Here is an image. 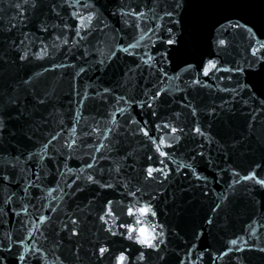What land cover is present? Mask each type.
I'll use <instances>...</instances> for the list:
<instances>
[{"label":"water","instance_id":"obj_1","mask_svg":"<svg viewBox=\"0 0 264 264\" xmlns=\"http://www.w3.org/2000/svg\"><path fill=\"white\" fill-rule=\"evenodd\" d=\"M15 2L16 0H0V53H5V59L8 60V63L0 62V91H11L15 88L17 94L23 97L27 91L35 89L40 94L49 93L51 102L39 106L37 110L29 109L32 114V122L35 125H40L39 130L33 135V140L28 141L19 136L13 138L8 147V152L0 154V170H8L5 164V156L7 155L8 159H12L13 156L20 155L21 151L24 153L20 156V161L15 169V180L19 181V184H0V241L7 244V237L11 236L17 243L23 238L25 245L24 248L20 249L13 247L12 253H4L8 257L7 264H18L13 255L18 250L27 253L28 259L24 264H37L30 250V247L34 245H38L43 251L40 264H52L57 255L64 260L65 264H92L90 259L91 242L99 240L100 243H105L106 239L109 242L119 240V243L112 245V252H119L129 243L122 238L111 237L109 234L99 231L101 225L96 220L97 213L104 202L111 199L113 200L112 208L119 214L120 220H129L130 218L124 214V206L131 202V198L124 194L125 189L120 187L117 181L124 180L127 182L131 180L130 187L134 188L137 179H142L143 167L146 164H152L155 167L158 159L163 158H158V154L149 151L151 146H145L148 144L147 138L143 136L134 137L127 132L125 127L119 128L116 133H109L108 135L114 137L113 139H104L103 134L112 127L109 113L115 112L120 107L128 108L125 115L117 114L116 119L121 125L130 115L138 121L149 120L152 122L149 125L150 135L160 136L167 131L156 132L153 126L155 123L162 122V118L169 119L188 131L196 118L191 116L190 109L182 106L188 103L183 99L184 95H187L198 109L200 123L204 126L211 124L208 130L216 135L221 142L230 140L232 137L240 139L241 133H243L244 136L248 137L245 144H250L251 148H256L257 138L264 137V113L257 116L251 134L247 128L248 113L253 108H258L264 98L249 99L241 93L233 99L230 93L217 90L218 87L234 86L235 76L231 81L225 80L221 83L218 77H226L229 74L218 73L217 77L213 79L200 75L201 81H208L209 84L214 85L212 88L196 87L180 92L176 91L175 87L176 85L186 87L183 81L197 76L201 55L205 61L216 55L215 40L221 35L213 27L217 21L226 23L225 17L233 19L243 17L241 23L248 20L258 24L261 17L264 16V0H228V2L215 5H197L193 9L194 14L200 18V22L196 26L194 38L185 35L186 51L189 53L185 58L196 66L190 72L181 74L179 68L174 69L169 64L162 65L170 76L180 74L182 79L157 84V88L171 89L172 94L161 96V100L167 101V103L156 102L157 115L155 117L148 115L151 109L147 107L141 110L135 103L125 105L121 101L116 104L115 100L120 95L125 96L129 101L146 99L143 95L146 90H156V88H152V85L156 83V76L147 70H144L143 74L136 71L125 76L124 73L128 71V68H134L132 63L134 58L127 57L122 52L118 53V58L106 63L103 68H100L97 63L104 59L118 43L127 45L132 40L133 30L124 28L121 18L112 15L117 10L120 0H94L95 10L99 12L104 21L98 27L104 28V24H107L108 27L104 28L103 32H92L87 42H81V47H73L71 40L74 33L69 29L67 32L69 44L59 51L51 50L50 55L54 56V59L32 60L23 65L12 63L10 57L14 54L7 50V45L4 42L22 38V32H31L37 37H43L46 42L51 44L49 33H41L38 24L41 21H47L50 24H62L63 21L50 12V6L53 3L59 4L61 0H41V4L36 10H29L26 13L27 18L23 25L18 24L17 28L11 32L3 31L9 26L11 18L16 16V10L10 6ZM128 2L140 3V0H128ZM57 10L61 12L63 20L69 24L75 23L70 19L68 15L70 10L67 7ZM81 11L87 14L85 10L81 9ZM145 27L147 26L145 25ZM49 31L53 32L51 28ZM54 31L56 34L61 32L59 28ZM224 35L228 42V48L220 50L221 62L235 61L246 68L244 58L247 56L246 49L251 42L247 38V34L243 31L237 33L229 30ZM257 38L264 40V36L259 33H257ZM38 44L39 40L36 41V45ZM36 45L32 46L34 51ZM85 47L88 49L86 57L83 55ZM151 51L154 52L155 49ZM139 54L138 52L137 55ZM60 63L66 67L53 70L54 65ZM80 66H83L86 71L80 76H75ZM182 67L183 65H181ZM46 68L49 71H45ZM254 70L259 71V65ZM209 75L212 76V73L210 72ZM29 76L32 78L30 85L25 86L20 83L22 78L27 79ZM239 79L241 82H246L244 76H240ZM104 87L112 89L111 94L106 97L107 102H105V98L94 96L96 91L102 92ZM85 90H87L90 98L81 106L79 100ZM77 92L80 95H77ZM241 97L243 100H247V105H244ZM224 99L231 101L230 105L227 106L231 108V112L217 109L219 116L206 114L208 109L223 103ZM77 112L82 114L79 123H76L74 119ZM177 112L180 113L178 119L173 115ZM13 125L14 130L20 127L19 122L14 121ZM72 126L76 127L75 134L71 131ZM93 127H98L99 133L85 136L84 134L90 133ZM130 127L135 128L136 126L131 125ZM50 133H60L58 139L47 151V155L51 156L52 159H44L42 162L38 159L26 160L27 153L37 151L40 147L37 142H43L45 138H50ZM17 140H20V144H17ZM73 140L76 142L75 146L71 149L67 148L66 144ZM195 142L192 139L188 140L190 144ZM184 143L185 141L182 139L181 145ZM103 144L110 145L111 150L101 147ZM98 147H100V151L96 152L95 149ZM163 150L166 152L183 151L179 145ZM229 152L230 156L218 157L215 146H213L210 154L215 158L218 167L205 168L201 166L204 174L209 176V195L207 197L203 196L199 189L181 192V188H189L190 185L186 180H181L176 176L170 177L173 183L167 186L164 195L171 202L163 203L164 197L161 196H158L157 200L154 201L158 209L157 219L159 222H163L168 230V251L164 253V260L157 259V254H151V259L147 264H176V253L182 257L190 244L198 245L197 254L210 246L209 251L205 253L204 260L199 261L198 264H264V253L254 249L243 253H231L223 259L217 258L215 261L210 259V255L219 257L220 253L226 249L227 241L236 237H244L248 239L250 244L264 246V227H261V224H264V195H261L258 186L252 181L242 182L236 186L233 192L227 188L229 176L226 173H219L220 168L229 170L235 168L244 174L249 171L254 162L261 161L262 152L259 149L255 151L244 150L243 145H240L236 150L229 149ZM129 153L131 155H128ZM148 155H153L152 161L147 160ZM88 163H92L94 167L88 169L86 167ZM116 167L121 168L119 174L115 171H109V169ZM100 168L105 170L102 175L99 173ZM81 169L84 171L81 172ZM256 172L258 177L264 178V163ZM89 174L94 175L101 182L113 183L114 187L101 189L97 185L88 184L85 177ZM37 175H39V179H37ZM214 176L217 178L213 179ZM27 184L35 186L29 187L27 194H25L23 189ZM69 184L72 186L68 187ZM78 186L83 191H76ZM140 186L147 192H152L153 189L160 187L151 181ZM248 189L253 191L249 192ZM13 193L16 194L13 196V202L6 205L4 201ZM171 193L176 195V201H172ZM224 195L228 196V200L224 202L222 209L216 213L211 212V207L219 202L218 197ZM143 199L147 200L148 197L145 196ZM177 202L182 205L179 214L171 210L173 203ZM22 206L27 208L28 215L15 216L13 210L21 212ZM42 215L47 218V222L43 225L39 223L38 219ZM69 216L78 218L81 222V235L72 240L67 238V232H60L61 222H66ZM207 217L213 218L211 225L206 223ZM21 219L26 223L35 221L43 235L36 232L35 239L29 240L27 238L28 230L21 231V224L19 223ZM253 219L258 221L253 225L257 229L255 238L249 236L247 231V226ZM149 222H151L150 218ZM31 230L35 232L34 228ZM117 230L123 231L119 228ZM57 232H59V236L56 235ZM199 232H203L204 235L197 240L194 233ZM57 240H60L58 247L56 245ZM77 244L82 245L79 261L75 259L74 255ZM135 251V247L129 249L128 255L131 256ZM235 257H240L241 260L237 261ZM104 264H108V261L105 260Z\"/></svg>","mask_w":264,"mask_h":264},{"label":"snow or ice","instance_id":"obj_2","mask_svg":"<svg viewBox=\"0 0 264 264\" xmlns=\"http://www.w3.org/2000/svg\"><path fill=\"white\" fill-rule=\"evenodd\" d=\"M225 2H228V0H140V3H129L128 0H120L117 10L114 11L112 15L121 18V23L124 28L133 30L132 40L128 42L127 45L118 43L114 49L109 51L104 59L99 60L97 63L100 68H103L106 63H110L113 59L118 58V53L122 52L125 56L134 58L132 61L134 68H128V71L124 73L125 76H128L129 73H135L136 71H140L141 74H143V71L147 70L152 75L156 76L157 80L156 83L152 85V88H156L155 91L148 89L143 93L146 99L129 101L125 96L120 95L116 97V104H119L121 101H123L125 105L135 103L141 110L145 107L151 109L148 115L155 117L157 115L155 110L156 102L160 101L161 104L167 103V101L161 100V96L164 94H172L171 89L162 87L157 88V84H163L165 81H180L182 79L180 74L170 76L162 65L169 64L172 65L174 69L179 68L181 74L190 72L193 67L196 66L185 58L189 55L186 51L185 35L194 38L196 26L200 22V18L194 14L193 9L197 5L208 6ZM40 4L41 0H16L14 4L10 5L16 10V16L11 18L9 26L3 29V31L11 32L13 29L17 28L18 24L23 25L27 18L26 13L29 10H36ZM64 7L70 10L68 15L70 19L75 21L74 24H69L66 20H63L61 12L57 10L58 8L63 9ZM81 9L85 10L87 14L82 12ZM50 12L63 21L62 24H50L47 21L39 22V31L41 33H49V37L52 41L51 44L46 42L43 37L35 36L34 33L22 32V38L12 40L11 42H4L7 45V50L14 54L10 57L12 63L23 65L25 62L30 63L32 60L42 61L46 58L54 59V56L50 55L51 50L54 49L59 51L62 47L69 44V38L67 36L69 29L74 33L71 44L73 47H81V42H87L92 32H103L104 28L108 27L107 24H104V28L98 27V25L103 24L104 21L99 12L95 10L94 0H61L59 4L53 3L50 6ZM224 19L226 23L217 21L216 24L213 25L215 31L221 34L215 40L216 55L210 57L206 61L203 55H201L198 62L197 76L189 80H184L183 83L186 87L176 85V91L185 92L189 88L195 89L196 87L212 88L214 85L209 84L208 81H201L199 76L202 75L203 77L213 79L217 77L218 73H227L229 75L226 77L219 76V81L221 83L225 80L231 81L235 76V85L218 87L217 90L219 92L230 93L233 99L241 93L249 99H255L256 97L264 98V40L257 38V33L264 36V16L261 17L258 24L248 20H244V22L241 23L243 17H238L236 19L225 17ZM249 24H251V26H249ZM145 25L147 27H145ZM50 28L53 32L49 31ZM57 28L61 30L60 34L55 33L54 30ZM121 30L123 31L124 29ZM229 30L237 33L243 31L251 41L246 49L247 56L244 58V64L247 65L246 68L235 61L221 62L220 50L228 48V42L224 34L228 33ZM37 40H39L38 45H36ZM157 44H159V47H157ZM33 45H36L35 51L33 50ZM152 49H155V51H151ZM68 50L71 51V49ZM138 52L140 53L139 55H137ZM83 55L85 57L88 55L87 47L84 48ZM101 55H103V52H101ZM0 62L8 63V60L5 59V53H0ZM181 65H183L182 68ZM257 65H259V71L254 70ZM63 67H66L63 63L56 64L53 70ZM45 71H49V69L46 68ZM85 71L86 69L80 66L75 76H80ZM210 72L212 76L209 75ZM240 76L246 77V82H241L239 79ZM31 79V76L27 79L22 78L20 83L28 86L31 83ZM111 92L112 89L104 87L102 92L96 91L94 96L105 98V102H107L106 97L110 95ZM77 95H80V93L77 92ZM89 98L88 92L85 90L79 100V104L82 106ZM183 99L188 101V103L182 106L190 109L191 116L196 118L188 131H185L183 126L175 124L169 119L162 118V122L155 123L153 126L156 132L167 131L164 132V135L160 136L150 135L149 125L152 122L149 120L138 121L129 115V118L123 125L117 121V114L121 116L125 115L128 112L127 107H120L115 112L109 113L112 127L108 128L107 132L103 134L105 140L114 138L110 137L108 135L109 133H116L119 128L125 127L127 132L132 136H143L147 138L148 144L145 146L150 145L149 151H154V154H158V158L163 159H158L155 167L152 164H146L142 169V179H137L134 188L130 187L131 180L127 182L124 180L117 181V184L125 189L124 194L131 198V202L124 206V214L130 219L120 220L119 214L112 208L113 200L108 199L97 213L96 220L101 225L99 231L107 233L111 237L122 238V240L129 243L119 252H112V245L119 243V240H112L109 242L106 239L105 243H100L99 240L91 242L90 259L92 264H104L105 260L108 261V264H147L151 259V254H157V259L164 260V253L168 251V230L165 224L159 222L157 219L158 209L154 201L157 200L158 196H161L164 197L163 203L168 204L171 202L168 197L164 195L167 186L173 183L170 179L171 176L186 180L190 185L189 188H181V192L199 189L203 196L207 197L209 195V176L204 174L201 170V166L205 168L218 167L215 163V158L210 154L213 146H215L218 157L230 156L229 149L236 150L240 145H243L244 150L247 151L259 149L262 152L261 161L254 162L246 173L241 174V172L235 168L231 170L220 168L219 173H226L229 176L227 188L231 189L233 192L236 186L242 182L252 181L258 186L261 195H264V178L258 177L256 172L257 169L261 168L262 163H264V137L257 138L256 148H251L250 144H245V140H247L248 137L244 136L243 133H241L240 139L232 137L230 140L221 142L216 135L208 130L211 124L204 126L200 123L198 109L192 101L189 100L188 96L184 95ZM241 99L243 100V97H241ZM50 102L51 96L49 93L45 92L40 94L35 91V89L27 91L23 97L17 94V89L15 88L11 91H0V154L8 152V147L11 145L13 138L19 136L26 138L28 141L33 140V135L39 130L40 125H35L32 122V114L29 109L37 110L39 106L47 105ZM230 103V100L224 99L223 103L208 109L206 114L209 116H219L217 109L231 112V108L227 107ZM243 103L247 105V100H243ZM261 113H264V99L261 100L258 108H253L251 112L248 113L247 128L250 134L253 129V123ZM49 115H51V113H49ZM173 115L178 119L180 113H173ZM80 118H82V114L77 112L74 117L76 123H79ZM14 121L20 123V127L15 130L13 125ZM61 123H63V121H61ZM131 125H135L136 127L132 128L130 127ZM71 131L75 134L76 127L72 126ZM99 131L98 127H93L90 133L86 132L84 135L90 136L99 133ZM49 135L50 138H45L43 142H37L40 144V147L35 152L29 151L25 157L26 160L38 159L42 162L44 159H52L51 156L47 155V151L49 147L53 145V142L58 139L60 133H50ZM182 139L185 141L183 145H181ZM189 139L195 140L196 142L190 144L188 143ZM16 142L20 144V140ZM75 143V140H73L67 143L66 147L71 149L75 146ZM175 145L181 146L183 151L166 152L163 150L164 148H174ZM33 146L35 147L36 145L34 144ZM101 147L111 150V146L107 144H103ZM95 151L99 152L100 147L96 148ZM21 155H24L22 151L20 155H15L12 159H8L7 155L5 156V164L8 170H0V184H19V181L15 180V169L20 161ZM128 155H131V153ZM93 159H95V157H93ZM101 159H103V157H101ZM147 160L152 161L153 155H148ZM170 165L172 166L170 167ZM86 167L92 169L94 165L88 163ZM80 171L83 172L84 170L81 169ZM104 171L103 168L99 169L101 175ZM109 171H115L119 174L121 168L116 167L115 169H109ZM216 178V176L213 177V179ZM37 179H39V175H37ZM77 179H80V177H77ZM85 180L88 184L97 185L101 189H111L114 187L113 183L108 181L101 182L100 179H97L92 174L87 175ZM149 181L160 187L153 189L152 192H147L140 185L146 184ZM73 183H75V181H73ZM34 186L33 184H27L23 192L27 194L28 188ZM71 186V184L68 185V187ZM76 191H83V189L78 186ZM248 191L252 192L253 190L248 189ZM15 195L16 194L13 193L12 196H8L4 203L6 205L11 204L13 202V196ZM49 195H51V193H49ZM170 195L172 201L177 200L174 193ZM145 196L148 197L147 200L143 199ZM227 200V195L218 197L219 202L211 207V212L216 213L218 210H221L222 205ZM181 208L182 205L177 202L173 203L171 210L179 214ZM53 211H55V209H53ZM13 214L17 217L27 216L28 211L27 208L22 206L21 212L13 210ZM149 218L151 222H149ZM38 219L41 225L47 222V218L43 215ZM118 221L119 223H117ZM19 223L21 224V231L25 229L28 230L27 238L29 240L35 239L36 232H40V234L43 235L40 228L36 226L35 221L26 223L21 219ZM206 223L211 225L213 223V218L207 217ZM256 223H258V221L253 219L247 226L248 234L253 238L257 236V229L253 227ZM261 227H264V224H261ZM31 228H34L35 232H33ZM117 228L123 229V231H118ZM60 232H67V238L69 240H72L74 237L78 238L81 235V222L78 218L69 216L66 222H61ZM56 235L59 236V232H57ZM203 235V232L194 233L197 240L203 237ZM7 240V244L0 241V264H7L8 257L4 255V253H12L13 247H17L18 249L25 247L23 238H21L18 243L14 241L11 236H8ZM56 245L57 247L60 245V240L56 241ZM81 247L82 245L77 244L74 250L75 259L78 261L81 259L79 255ZM133 247H135L136 251L129 256V249ZM197 247V244H190L189 247L185 249L182 257L179 253H176V264H198L199 261H203L205 253L209 251L210 246L201 250L198 254L196 252ZM253 249L264 253V246H256L255 244H250L248 239L244 237H236L227 241L226 249L220 253L219 257L210 255V259L215 261L217 258L223 259V257L229 256L231 253H243ZM30 250L37 264H40L43 256L42 249H40L38 245H34L30 247ZM13 255L18 264H24L28 259L27 253L24 251L18 250ZM235 259L237 261L241 260L240 257H235ZM52 264H65V262L57 255Z\"/></svg>","mask_w":264,"mask_h":264}]
</instances>
